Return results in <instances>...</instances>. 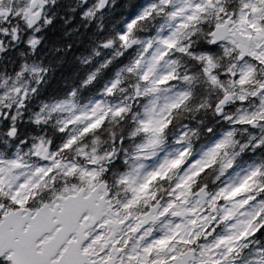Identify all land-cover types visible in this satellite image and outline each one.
<instances>
[{"label":"snow or ice","instance_id":"snow-or-ice-1","mask_svg":"<svg viewBox=\"0 0 264 264\" xmlns=\"http://www.w3.org/2000/svg\"><path fill=\"white\" fill-rule=\"evenodd\" d=\"M0 264H264V0H0Z\"/></svg>","mask_w":264,"mask_h":264}]
</instances>
